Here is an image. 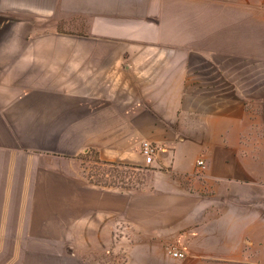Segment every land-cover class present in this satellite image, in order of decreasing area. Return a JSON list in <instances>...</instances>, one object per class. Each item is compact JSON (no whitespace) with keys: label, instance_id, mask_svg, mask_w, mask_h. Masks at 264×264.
Instances as JSON below:
<instances>
[{"label":"crops","instance_id":"1","mask_svg":"<svg viewBox=\"0 0 264 264\" xmlns=\"http://www.w3.org/2000/svg\"><path fill=\"white\" fill-rule=\"evenodd\" d=\"M111 250L264 264V0H0V264Z\"/></svg>","mask_w":264,"mask_h":264},{"label":"rangeland","instance_id":"2","mask_svg":"<svg viewBox=\"0 0 264 264\" xmlns=\"http://www.w3.org/2000/svg\"><path fill=\"white\" fill-rule=\"evenodd\" d=\"M82 167L86 176L93 182L126 187L142 184L153 172V169L147 166L136 168L101 162L95 152L82 155ZM124 260V257H120L115 251L111 250L107 254L94 257L91 264H99V262H101L100 264H123Z\"/></svg>","mask_w":264,"mask_h":264},{"label":"built area","instance_id":"3","mask_svg":"<svg viewBox=\"0 0 264 264\" xmlns=\"http://www.w3.org/2000/svg\"><path fill=\"white\" fill-rule=\"evenodd\" d=\"M159 147L153 143H151L150 141H143L142 143V153L145 157V161L148 164L153 163L154 161V155L158 152ZM199 165H204V162L198 161ZM167 253L176 259H181V258H185L186 257V252L184 251V249H182L179 246H175V245H168L166 248ZM101 262H99L100 264ZM98 264V263H97Z\"/></svg>","mask_w":264,"mask_h":264},{"label":"trees","instance_id":"4","mask_svg":"<svg viewBox=\"0 0 264 264\" xmlns=\"http://www.w3.org/2000/svg\"><path fill=\"white\" fill-rule=\"evenodd\" d=\"M98 157V156H97ZM113 164V163H112Z\"/></svg>","mask_w":264,"mask_h":264}]
</instances>
